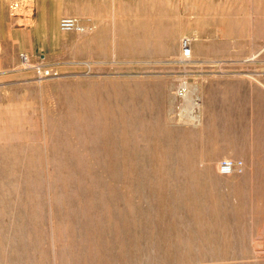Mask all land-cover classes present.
Returning a JSON list of instances; mask_svg holds the SVG:
<instances>
[{
  "label": "rangeland",
  "instance_id": "1",
  "mask_svg": "<svg viewBox=\"0 0 264 264\" xmlns=\"http://www.w3.org/2000/svg\"><path fill=\"white\" fill-rule=\"evenodd\" d=\"M0 264H264V0H0Z\"/></svg>",
  "mask_w": 264,
  "mask_h": 264
},
{
  "label": "built area",
  "instance_id": "2",
  "mask_svg": "<svg viewBox=\"0 0 264 264\" xmlns=\"http://www.w3.org/2000/svg\"><path fill=\"white\" fill-rule=\"evenodd\" d=\"M60 28L62 31H82L80 23L71 17L60 20ZM182 49L186 56L190 55V44L187 39L182 41ZM25 64L29 63L28 57L23 56ZM40 78H48L52 75L50 70L43 69L40 65L34 67ZM242 169V163L237 165L233 160H225L221 165V171L224 175H229L233 170Z\"/></svg>",
  "mask_w": 264,
  "mask_h": 264
},
{
  "label": "bare ground",
  "instance_id": "3",
  "mask_svg": "<svg viewBox=\"0 0 264 264\" xmlns=\"http://www.w3.org/2000/svg\"><path fill=\"white\" fill-rule=\"evenodd\" d=\"M190 53H191V52H190ZM190 56H191V55H190ZM236 172H237V170H235V171L233 170V172H231V174L236 173ZM231 174H229V175H231Z\"/></svg>",
  "mask_w": 264,
  "mask_h": 264
}]
</instances>
